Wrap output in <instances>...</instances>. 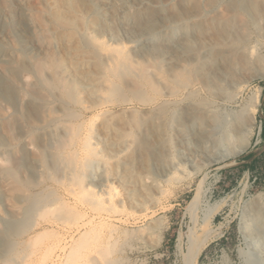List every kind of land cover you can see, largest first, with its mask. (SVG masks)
<instances>
[{"label":"bare ground","instance_id":"obj_1","mask_svg":"<svg viewBox=\"0 0 264 264\" xmlns=\"http://www.w3.org/2000/svg\"><path fill=\"white\" fill-rule=\"evenodd\" d=\"M49 2L0 0V264H124L141 231L121 215L155 214L184 179L245 152L259 97L221 108L250 85L264 0ZM135 99L148 110L111 112ZM199 182L183 264L198 263L218 209L199 224ZM246 210L240 229L264 264V200Z\"/></svg>","mask_w":264,"mask_h":264},{"label":"rangeland","instance_id":"obj_2","mask_svg":"<svg viewBox=\"0 0 264 264\" xmlns=\"http://www.w3.org/2000/svg\"><path fill=\"white\" fill-rule=\"evenodd\" d=\"M44 1L48 7H51L49 0ZM60 30L62 31V29ZM60 30L57 31L56 37L59 41L62 37ZM253 36L257 37L256 35ZM253 36L251 40L255 38ZM261 37H264V28ZM260 40L261 42L264 41L263 38H260ZM243 44L245 45V43ZM244 45L242 48H244ZM58 52L61 57H66V52L63 49H59ZM250 59L252 62L251 67L242 73L243 77L251 79L250 85L243 91L236 103L221 108L228 113L237 112L245 104L251 103L252 97L256 95L259 97V104L257 105L259 111L256 115L255 131L245 152L236 159L222 162L220 166L215 165L203 170L197 174L198 176L194 175L184 179L163 199L155 214L132 213L131 215H121V218L128 221V224L118 223L121 227L135 231L138 234L141 233V236L139 235L140 237L131 243L133 250L127 248L123 257L128 260L124 264H183V255L187 252L186 237L191 223L193 224L187 210L201 180L204 181L201 188L202 195L196 211L199 224H202V219L209 209L217 205L218 209L213 217L211 237L207 241L197 264H257L253 259L254 250L245 240L240 228L249 203L259 198L264 200V68L258 62V59H264V45L260 46L258 53ZM62 60H65L64 63L66 64L67 59ZM71 60L68 59V61ZM85 68H88V66L83 67V70L80 71H86ZM91 82L89 80L87 84H91ZM134 103L133 105L115 106L111 109V112L118 114L123 112L124 115H131L133 108L141 113L148 110L145 106L140 105L136 99ZM103 120L100 119L97 124L96 138L100 143L102 155H106L107 148L110 149L114 138L110 136L111 131L109 135H105L107 126ZM143 121V128L146 129L149 123L145 118ZM147 123L148 125H146ZM93 163L90 170L93 175H96L98 162L95 160ZM119 190L123 192L122 187ZM96 216L85 215V218L81 221H87L88 217L90 219L97 218ZM156 221L160 222L162 226L156 234H149L151 231L146 228L149 225H155Z\"/></svg>","mask_w":264,"mask_h":264}]
</instances>
